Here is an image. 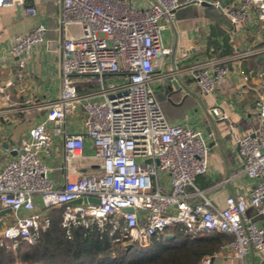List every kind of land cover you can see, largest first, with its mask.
<instances>
[{
    "label": "built area",
    "instance_id": "obj_1",
    "mask_svg": "<svg viewBox=\"0 0 264 264\" xmlns=\"http://www.w3.org/2000/svg\"><path fill=\"white\" fill-rule=\"evenodd\" d=\"M38 1L59 7L62 28L77 26L79 32L63 41L62 89L47 104L46 120L12 149L16 157L0 169V204L18 214L2 229L1 238L14 249L22 242L35 244L39 228L48 223L41 222L44 213L96 198L97 203L76 205L66 221L80 217L97 221L100 227L111 224V234L118 233L124 245L141 248L160 240L170 227L180 226L192 237L222 233L233 238V255L241 264L252 250L264 256V228L246 215L249 208L264 215V127L253 135L234 137L240 171L256 183L248 194L230 195L225 207L219 208L197 184L209 170L210 148L203 132L171 123L157 100L153 82L158 60L171 54L162 43V31L174 23L179 1L152 0L144 6L133 0H0V10L18 6L35 17ZM187 4L214 7L234 26L254 13L264 28V0H189ZM47 33L48 28L38 24L15 36L10 54L19 58L20 68L25 65L22 56L41 45ZM251 57L264 59V44L239 48L225 60L193 61L167 78L189 75L210 93L231 74L229 63ZM257 103L264 124V97ZM209 112L220 120L227 118L216 107ZM76 114L85 133H65V158L82 157L88 136L101 167L57 186L42 156L51 155L53 134H61L67 119Z\"/></svg>",
    "mask_w": 264,
    "mask_h": 264
},
{
    "label": "crops",
    "instance_id": "obj_2",
    "mask_svg": "<svg viewBox=\"0 0 264 264\" xmlns=\"http://www.w3.org/2000/svg\"><path fill=\"white\" fill-rule=\"evenodd\" d=\"M138 5H149L152 0H133ZM184 18L162 31V43L171 54L158 60L159 70L153 86L167 119L174 124H186L203 132L210 148L209 170L197 179L198 186L219 208L225 207L227 197L248 194L256 180L240 171L241 158L235 145V136L253 135L263 130L258 116L260 97H264V59L251 57L241 63H229L231 74L214 92H204L189 75L180 76L187 84L185 91L169 96L168 75L189 63L202 59L225 60L237 49L264 44V28L254 13L248 20L234 26L219 21L214 7H199L178 0ZM39 14L27 16L22 7H6L0 10V169L16 157L12 150L29 136L30 130L44 122L48 115L47 104L59 97L62 89V45L66 36L78 29H63L59 23L61 9L50 3H36ZM43 24L48 28L45 41L35 47L25 59L24 68L18 66V57L10 54L13 39ZM75 28V30H74ZM184 54L187 59H183ZM162 74V75H161ZM164 78H161V76ZM11 82V85L8 83ZM218 108L227 118L216 125V132L208 133V112ZM210 126V124H209ZM66 134H83L82 119L72 115L67 119L61 134H53L50 156H42L50 168L49 177L57 186L67 180L98 172L101 160L96 158L92 140L85 136L82 157L67 161L63 143ZM41 207V203L38 202ZM19 212V215H26ZM18 215V214H17ZM0 204V233L13 223L17 216ZM247 217L264 228V215L249 208ZM201 264H241L234 257L231 243L219 253L208 256ZM245 264H264V256L252 250Z\"/></svg>",
    "mask_w": 264,
    "mask_h": 264
},
{
    "label": "trees",
    "instance_id": "obj_3",
    "mask_svg": "<svg viewBox=\"0 0 264 264\" xmlns=\"http://www.w3.org/2000/svg\"><path fill=\"white\" fill-rule=\"evenodd\" d=\"M75 206L65 204L44 213L35 244L20 243L13 248L1 238L0 264H201L233 240L222 233L189 235L182 227H170L160 240L148 248L137 245L127 251L111 234L112 225L100 227L97 221L77 218L66 221Z\"/></svg>",
    "mask_w": 264,
    "mask_h": 264
},
{
    "label": "water",
    "instance_id": "obj_4",
    "mask_svg": "<svg viewBox=\"0 0 264 264\" xmlns=\"http://www.w3.org/2000/svg\"><path fill=\"white\" fill-rule=\"evenodd\" d=\"M204 7L212 8L211 6H206V5ZM215 11L218 14L219 21H221V17H225V16H222L221 14L219 15L218 10L215 9ZM227 21L230 22L228 19H227ZM167 89H172V91L169 93V96H171L174 93H178V92H182V91H185L187 94H190V89L188 88L187 84L184 83L181 80V78H179V77H176L175 79H172L170 82H168ZM207 117H208V121L205 122V124H207V132L208 133L216 132V125L221 123L222 121L216 115H214L213 113H210V112H208ZM209 124H210V126H209ZM88 201L97 203L98 199H96V198L79 199V200L71 202L70 205L76 206V205H81L82 203L86 204ZM129 211H131V210H126V212H129ZM132 247H133V244H131V243H128L125 245V248L127 251L131 250Z\"/></svg>",
    "mask_w": 264,
    "mask_h": 264
},
{
    "label": "rangeland",
    "instance_id": "obj_5",
    "mask_svg": "<svg viewBox=\"0 0 264 264\" xmlns=\"http://www.w3.org/2000/svg\"><path fill=\"white\" fill-rule=\"evenodd\" d=\"M179 10H181V8L180 9H178L177 10V12H176V21H181L183 18H184V16L182 15V13L181 12H179ZM221 13L219 12V15H220ZM222 16H224L223 14H221ZM220 22H222V23H225V25H227L228 23V21H227V19L225 18V17H221V21ZM73 27H75L76 29H78L79 30V28L77 27V26H72V25H68L67 26V29H72ZM75 28H74V30H75Z\"/></svg>",
    "mask_w": 264,
    "mask_h": 264
}]
</instances>
